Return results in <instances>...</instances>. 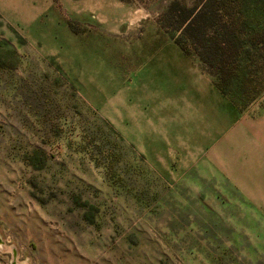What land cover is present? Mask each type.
Returning <instances> with one entry per match:
<instances>
[{"label": "rangeland", "instance_id": "374dc122", "mask_svg": "<svg viewBox=\"0 0 264 264\" xmlns=\"http://www.w3.org/2000/svg\"><path fill=\"white\" fill-rule=\"evenodd\" d=\"M201 2L0 0V264H264V0L211 6L228 94L175 42Z\"/></svg>", "mask_w": 264, "mask_h": 264}, {"label": "trees", "instance_id": "16d2710c", "mask_svg": "<svg viewBox=\"0 0 264 264\" xmlns=\"http://www.w3.org/2000/svg\"><path fill=\"white\" fill-rule=\"evenodd\" d=\"M214 0H202L199 8L197 6L187 7L183 5L182 10L173 15V6H169L166 13L171 11L170 16L173 17L176 23L174 29L179 31L175 42L180 49L188 54V45L195 51L201 61L209 66V73L214 77V85L223 94L229 93V86L236 75V66H233L234 59L239 56V53L245 52L242 43L243 33L237 27L227 30L221 25L217 33L210 31V24L207 21H216L218 18L211 13ZM221 9V5L215 8V12ZM179 11V10H178ZM240 12V10H239ZM241 14V12H240ZM223 16V14H220ZM250 18L253 13L249 14ZM240 18V16L238 17ZM247 31V36H259L260 42L264 44V25L260 31ZM253 31V32H252ZM189 42V43H188ZM251 42L246 46L247 51H251Z\"/></svg>", "mask_w": 264, "mask_h": 264}]
</instances>
